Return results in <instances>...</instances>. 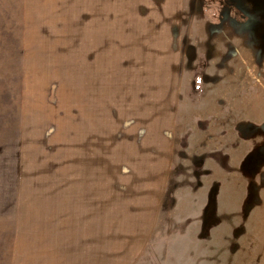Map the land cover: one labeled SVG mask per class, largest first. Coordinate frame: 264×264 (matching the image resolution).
I'll use <instances>...</instances> for the list:
<instances>
[{
    "label": "rangeland",
    "instance_id": "rangeland-1",
    "mask_svg": "<svg viewBox=\"0 0 264 264\" xmlns=\"http://www.w3.org/2000/svg\"><path fill=\"white\" fill-rule=\"evenodd\" d=\"M243 105L264 0H0V264H264Z\"/></svg>",
    "mask_w": 264,
    "mask_h": 264
},
{
    "label": "crops",
    "instance_id": "crops-1",
    "mask_svg": "<svg viewBox=\"0 0 264 264\" xmlns=\"http://www.w3.org/2000/svg\"><path fill=\"white\" fill-rule=\"evenodd\" d=\"M243 102H244V100H243ZM244 105H243V109L241 112V117L238 118V120L242 121L240 123V125H241L240 129H244L245 127H247L249 125H253L256 127L259 126L260 125L259 123L262 121L261 119H264V115L261 117L260 114H258L256 112V107L254 109H252V107H251V109H245ZM247 122H249L250 124ZM253 147H254V145L241 144L240 146H232L231 148H243L244 150H246L247 148H253Z\"/></svg>",
    "mask_w": 264,
    "mask_h": 264
}]
</instances>
